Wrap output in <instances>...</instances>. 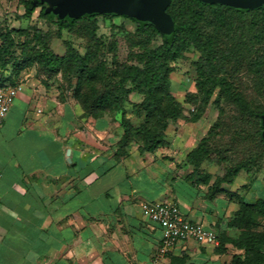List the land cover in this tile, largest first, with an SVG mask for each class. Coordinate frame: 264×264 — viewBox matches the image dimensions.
I'll use <instances>...</instances> for the list:
<instances>
[{
	"label": "crops",
	"instance_id": "obj_1",
	"mask_svg": "<svg viewBox=\"0 0 264 264\" xmlns=\"http://www.w3.org/2000/svg\"><path fill=\"white\" fill-rule=\"evenodd\" d=\"M28 86L22 83L0 124V264H179L182 254L190 258L182 264L226 261L215 244L192 239L158 256L160 229L141 203H175L184 217L218 232L206 196L195 186L182 202L178 193L165 196L134 164L137 149L115 159L110 118L82 117L80 106L53 89L35 98ZM113 170L122 178L94 194L91 184ZM131 176L155 189L136 188Z\"/></svg>",
	"mask_w": 264,
	"mask_h": 264
},
{
	"label": "trees",
	"instance_id": "obj_2",
	"mask_svg": "<svg viewBox=\"0 0 264 264\" xmlns=\"http://www.w3.org/2000/svg\"><path fill=\"white\" fill-rule=\"evenodd\" d=\"M19 1L24 7V12L19 17L25 18H31L36 6L40 4L36 0ZM41 2L40 16L49 17L47 12L44 13L45 0ZM81 12L67 19V12L62 11V18L56 21L58 29L76 26L82 21ZM164 14L170 18V38L166 39L157 31L156 19L147 13L145 16L149 20L137 24L135 34L145 35L150 39L157 34L161 37V42L154 46L142 45L143 58L140 63H116L113 75L116 79L113 80L104 75L101 64H93L91 54L87 51L81 55L66 43L64 53L57 54L48 45L50 37L41 29L29 25L11 30L0 25V70L4 72L7 65L11 66L7 74L0 75V87L18 83L23 69L33 63L45 69L48 74L70 72L75 77L73 96L79 101L82 117L100 118L105 113L120 110L122 134L113 152L116 160L126 155L127 145L132 139L139 141V153H152L159 147L167 146L164 132L171 121L182 115L181 103L169 90V74L172 71L171 63L192 46L200 53L195 86L201 102L206 104L217 88L214 101L217 104L221 100L231 103L255 121L260 128L257 131L258 139L262 142L260 133L263 129L264 103L258 97L255 99L256 104L247 99L238 74L221 70L231 61H239L235 63V70L241 67V61H248L249 68L256 72L264 71V5L239 8L202 0H167ZM222 32H225L227 40L218 39ZM18 47L25 54L23 58L15 55ZM260 77L264 80L263 75ZM128 82L130 87L125 86ZM97 84L102 86V90L97 89ZM256 87L264 98V81L257 82ZM132 90L142 95L139 102L132 104L134 113H143V120L136 127L125 118L123 107V102L127 101ZM202 112V108L198 107L191 119L197 120ZM217 128L219 124L216 121L209 129L208 137ZM207 138H202L186 155L187 162L193 166L190 176L198 172L200 159L207 158L218 167V176L209 196L214 197L224 192L226 198L232 201L234 193L225 191L220 184L232 183L239 170L248 166L246 163L229 164L225 161V156H210L207 146L203 144ZM197 180L206 183L207 178L202 176ZM237 205L225 223L226 229L236 230L237 234L232 236L226 230L219 233L216 231L218 242L214 246V252L225 253L227 244H231L240 252L232 254L230 264H264V229L257 228L258 219L264 218V199L258 198L250 202L238 196ZM179 264H182V260Z\"/></svg>",
	"mask_w": 264,
	"mask_h": 264
},
{
	"label": "rangeland",
	"instance_id": "obj_3",
	"mask_svg": "<svg viewBox=\"0 0 264 264\" xmlns=\"http://www.w3.org/2000/svg\"><path fill=\"white\" fill-rule=\"evenodd\" d=\"M36 1L43 4L42 0ZM63 3L65 2L60 4L58 0H45L44 13L47 12L49 17L40 16L39 4L36 6L31 18H25L19 17L24 12L23 4L19 0H0V25L11 30L25 28L29 25L41 29L50 37L48 45L57 54L64 53L66 43H69L81 55L87 51L91 54L93 64L103 66L104 75L109 76V80L116 79V77H113L116 63H140L143 58L142 45L154 46L161 42V37L157 34L151 39L145 35L135 34L136 25L149 20L145 16L147 13L143 0H118V5L114 4L108 8L97 7L92 10L83 8L78 12L74 11L73 8H62ZM62 11L67 12L65 15L67 19H71L74 14L82 11V21L71 28L59 30L56 21L62 18ZM170 24L168 16L166 21L156 22L157 31L166 39L171 36L172 27L169 26ZM233 33L234 31L231 32L232 35ZM218 37V39L227 40L225 32L219 34ZM15 55L18 58H23L25 54L18 47L15 50ZM199 55L200 53L190 46L176 61L171 63L169 90L174 98L181 103L182 115L171 121L164 132L167 146L156 149L155 155L154 152L148 155L146 152L140 153V157L135 158L134 164L138 165L137 169H140L141 174L144 172L154 178L156 182L158 181L157 186H160L167 197L175 196L178 193L182 202V198L193 194V187H197V190L206 196L208 205L206 213L215 216L214 223L217 225L218 233L226 230L229 235L235 236L237 231L226 229L224 224L231 217L234 211L233 208H237L238 196L250 202L258 198L264 199V126L262 122L263 129L260 135L263 141L261 142L257 134L260 128L255 121L241 113L231 103L221 100L217 104L214 101L217 88L214 89L206 104L201 102V96L197 93L195 86ZM241 62L243 63L237 70L234 67H236L235 63H239V61H231L221 71L238 74L247 99L256 104L255 99L258 97L264 103V98L256 87L257 82L264 81L260 77V75L264 76V71L259 70L256 72L255 69L249 68L248 61ZM10 67L9 64L4 72L0 70V75L7 74ZM21 79L22 83L28 80V87L33 89V97L35 98L39 93L41 94L42 90L49 88L57 93V98L60 101H72L80 106L79 101L73 96L75 77L70 72L48 74L45 69L33 63L23 69ZM125 86L130 87L131 84L128 82ZM97 89L102 90V86L97 84ZM141 98L140 93L132 90L128 94L127 101L123 102L124 116L133 127H136L143 120V113L138 115L132 110V104L139 102ZM35 103L36 100L33 99L32 108H34ZM198 107L202 108L203 112L194 121L191 119L192 113L196 112ZM104 116L110 118V121L115 125V128L111 130L115 136L113 141L114 148H116L117 141L122 134L121 112L120 110H113L109 114L105 113ZM216 121L219 128L211 137H208L209 129ZM204 137H208L203 144L207 146L210 156L214 158L225 156L227 158L225 161L229 164L246 163L248 166L239 170L232 183L222 182L220 184V187L225 191L234 193L232 201L226 198L224 192L219 195L216 194L214 197L209 196V192L218 176V167L207 158H201L197 168L198 172L194 176H189L193 166L187 162L186 155ZM138 144V140L132 139L127 145L126 155H128V151L137 149ZM108 164V162L105 163V165ZM189 170L191 171L189 172ZM202 176H206V183L198 182L197 178ZM120 178H122V175L117 170H113L93 182L90 186L91 191L96 194L104 187L117 182ZM138 178L137 176H131L129 181L136 188L148 194L155 189L152 185L151 187L144 180ZM257 228L264 229V218L258 219ZM238 252H240L239 249L227 244L225 252L227 258L223 264H230L232 254ZM180 257L185 263L189 262L188 254H182ZM196 261V259H193L190 264H197ZM171 263L175 264L173 261ZM160 264L168 263L162 261Z\"/></svg>",
	"mask_w": 264,
	"mask_h": 264
},
{
	"label": "built area",
	"instance_id": "obj_4",
	"mask_svg": "<svg viewBox=\"0 0 264 264\" xmlns=\"http://www.w3.org/2000/svg\"><path fill=\"white\" fill-rule=\"evenodd\" d=\"M22 90V83L8 84L0 87V124L17 94ZM144 217L157 224L160 239L157 255L163 256L183 240L192 239L198 243H217V232L184 217L179 207L169 201H144L140 205Z\"/></svg>",
	"mask_w": 264,
	"mask_h": 264
},
{
	"label": "water",
	"instance_id": "obj_5",
	"mask_svg": "<svg viewBox=\"0 0 264 264\" xmlns=\"http://www.w3.org/2000/svg\"><path fill=\"white\" fill-rule=\"evenodd\" d=\"M62 4V8H73L74 11L78 12L83 8L95 9L97 7L108 8L111 5H118V0H58ZM167 0H143L146 13L156 19L157 21H166V15L164 14V5ZM204 2H218L225 3L235 7L241 8H255L264 5V0H202ZM65 6V7H64ZM264 126V116L262 118ZM264 136V130H263ZM69 153V150H67Z\"/></svg>",
	"mask_w": 264,
	"mask_h": 264
}]
</instances>
